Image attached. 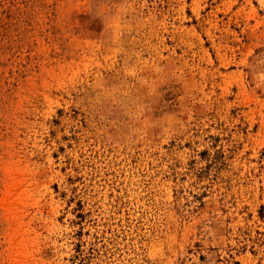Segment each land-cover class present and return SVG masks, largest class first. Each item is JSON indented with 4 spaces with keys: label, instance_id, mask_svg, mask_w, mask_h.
<instances>
[{
    "label": "rangeland",
    "instance_id": "obj_1",
    "mask_svg": "<svg viewBox=\"0 0 264 264\" xmlns=\"http://www.w3.org/2000/svg\"><path fill=\"white\" fill-rule=\"evenodd\" d=\"M0 264H264V0H0Z\"/></svg>",
    "mask_w": 264,
    "mask_h": 264
}]
</instances>
